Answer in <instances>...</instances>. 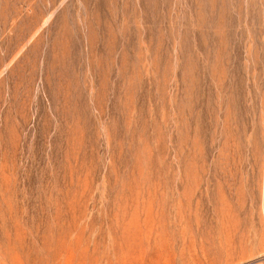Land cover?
Returning <instances> with one entry per match:
<instances>
[{"label":"rangeland","instance_id":"obj_1","mask_svg":"<svg viewBox=\"0 0 264 264\" xmlns=\"http://www.w3.org/2000/svg\"><path fill=\"white\" fill-rule=\"evenodd\" d=\"M0 264H264V0H0Z\"/></svg>","mask_w":264,"mask_h":264}]
</instances>
